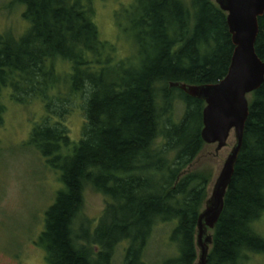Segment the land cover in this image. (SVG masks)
<instances>
[{"label":"trees","instance_id":"trees-1","mask_svg":"<svg viewBox=\"0 0 264 264\" xmlns=\"http://www.w3.org/2000/svg\"><path fill=\"white\" fill-rule=\"evenodd\" d=\"M16 1L25 5L31 27L18 40L0 36V92L10 89L18 102L33 94L46 110L54 98L65 105L87 93L78 142L49 118L28 139L63 183L37 241L48 263L113 264L116 247L125 243L122 264H194L197 219L212 180L197 164L206 146L205 102L171 83L225 77L234 49L226 12L213 0H134L128 30L136 51L118 60L99 37L91 0ZM258 23L255 51L264 61V15ZM57 60L68 64L62 72L66 93L49 97L48 89L62 83ZM250 95L243 143L210 230L207 264H242L250 253H264V238L254 228L264 213V81ZM4 110L0 102V124ZM87 187L106 204L92 232L91 221L78 233ZM170 222L167 246L174 255L145 261L155 226Z\"/></svg>","mask_w":264,"mask_h":264},{"label":"rangeland","instance_id":"rangeland-1","mask_svg":"<svg viewBox=\"0 0 264 264\" xmlns=\"http://www.w3.org/2000/svg\"><path fill=\"white\" fill-rule=\"evenodd\" d=\"M91 3L100 39L115 48L113 56L116 59L131 56L136 51L128 30L130 19L135 15L134 0H91ZM21 11V3L0 0V34L14 35L22 28L25 21ZM55 65L62 83L48 89L49 97L66 93L62 72L66 71L68 64L57 60ZM86 98L87 93L70 97L65 105L54 98L52 108L46 110L44 102L33 94H23L22 102H18L12 97L10 89L0 92V102L5 107L0 124V264H49L45 251L37 245V241L45 227V212L54 203L63 183L59 180V170L49 167L47 158L30 145L28 139L33 127L44 120L47 122L49 118L51 123H60V127L68 130L71 140L78 142L85 123L83 106ZM247 99H251L250 94ZM62 108L66 111L62 112ZM234 144L232 131L227 146L216 152V144H206L198 157L199 169L212 174L209 196ZM105 199L92 188L85 189L83 208L75 224L78 233L87 222L92 221L89 232L97 226L105 209ZM174 225L175 222H170L169 225L158 223L155 226L145 261L160 263L165 257L174 255V248L167 246L169 231ZM254 228L264 238V213ZM124 247L125 243L116 247L113 264L123 263ZM242 264H264V253H250Z\"/></svg>","mask_w":264,"mask_h":264},{"label":"water","instance_id":"water-1","mask_svg":"<svg viewBox=\"0 0 264 264\" xmlns=\"http://www.w3.org/2000/svg\"><path fill=\"white\" fill-rule=\"evenodd\" d=\"M227 14V24L234 45L230 66L224 78L216 83H171L188 95L205 102L201 137L206 144H216V152L227 146L231 132L235 144L229 152L197 219L194 264H207L212 244L208 230L214 228L224 207V197L231 182L249 115L247 96L264 81V61L256 51L258 20L264 15V0H214Z\"/></svg>","mask_w":264,"mask_h":264},{"label":"flooded vegetation","instance_id":"flooded-vegetation-1","mask_svg":"<svg viewBox=\"0 0 264 264\" xmlns=\"http://www.w3.org/2000/svg\"><path fill=\"white\" fill-rule=\"evenodd\" d=\"M16 4H17V1H16ZM22 5V18L23 20L25 21V23L23 24L22 28H20L17 32H15L13 36L14 40H18L20 37H22L23 35H25L28 30L30 29L31 25L29 23V21H27L24 17H23V13H24V10H25V5L21 4ZM21 7V6H20ZM5 34H0V36H4Z\"/></svg>","mask_w":264,"mask_h":264}]
</instances>
